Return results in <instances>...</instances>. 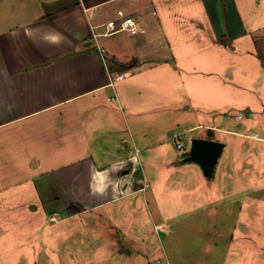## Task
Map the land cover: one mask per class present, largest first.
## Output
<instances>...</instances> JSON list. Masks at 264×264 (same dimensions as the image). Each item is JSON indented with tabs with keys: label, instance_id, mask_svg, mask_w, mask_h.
<instances>
[{
	"label": "crops",
	"instance_id": "1",
	"mask_svg": "<svg viewBox=\"0 0 264 264\" xmlns=\"http://www.w3.org/2000/svg\"><path fill=\"white\" fill-rule=\"evenodd\" d=\"M249 1L0 0V240L12 244L25 208L59 222L133 204L148 187L146 161L169 166L173 183L186 180L195 167L179 156L201 125L211 136L198 137L223 142L217 159L224 137L241 140L244 131L254 153L264 152V56L255 41L264 23L242 17ZM118 11L138 31L94 36ZM204 98L227 102L206 123L187 119L190 102L198 110ZM235 106L245 111L230 113ZM104 170L100 195L92 176Z\"/></svg>",
	"mask_w": 264,
	"mask_h": 264
},
{
	"label": "rangeland",
	"instance_id": "2",
	"mask_svg": "<svg viewBox=\"0 0 264 264\" xmlns=\"http://www.w3.org/2000/svg\"><path fill=\"white\" fill-rule=\"evenodd\" d=\"M239 7L255 26L264 23V0ZM255 41L264 56V32ZM205 102L207 107L198 110L190 102L187 119L206 123L227 101ZM176 103L179 107L182 101ZM243 111L235 106L230 113ZM192 133L211 136L204 125ZM249 135L224 137L225 149L210 175L193 161L192 176L173 183L169 166L144 162L147 189L120 209L109 206L59 222L41 209L17 211L11 230L15 240L10 245L5 237L0 240V264H264V152L254 153ZM176 149L184 152V147Z\"/></svg>",
	"mask_w": 264,
	"mask_h": 264
},
{
	"label": "water",
	"instance_id": "3",
	"mask_svg": "<svg viewBox=\"0 0 264 264\" xmlns=\"http://www.w3.org/2000/svg\"><path fill=\"white\" fill-rule=\"evenodd\" d=\"M223 148V142L219 140L196 137L192 140V146L185 157L186 161H196L206 175L213 171L215 161Z\"/></svg>",
	"mask_w": 264,
	"mask_h": 264
},
{
	"label": "built area",
	"instance_id": "4",
	"mask_svg": "<svg viewBox=\"0 0 264 264\" xmlns=\"http://www.w3.org/2000/svg\"><path fill=\"white\" fill-rule=\"evenodd\" d=\"M118 15L119 17L116 20H111L105 23V29L103 32L94 33L93 35L94 36H97V35L106 36V35H110V34H113L119 31H124V32H129L131 34H134L138 31L139 23L133 17L123 15L121 11H118ZM99 54H100L101 59L104 61V63L107 62L106 59L108 58V55L104 48H99ZM123 77H124V73H118L115 76H112L110 79L111 81H114V80H120ZM181 146H182L181 143L178 142L177 147L181 148Z\"/></svg>",
	"mask_w": 264,
	"mask_h": 264
},
{
	"label": "clouds",
	"instance_id": "5",
	"mask_svg": "<svg viewBox=\"0 0 264 264\" xmlns=\"http://www.w3.org/2000/svg\"><path fill=\"white\" fill-rule=\"evenodd\" d=\"M54 41L58 40L59 37H53L52 38ZM132 160L133 162L136 161V157H132ZM116 170H119V169H116ZM108 175V171L107 170H104V171H97L93 174L92 176V191L96 194H100V195H103L106 193V190H107V185L105 183V179H106V176ZM112 185L113 187H117L116 185V182H113L112 181Z\"/></svg>",
	"mask_w": 264,
	"mask_h": 264
}]
</instances>
